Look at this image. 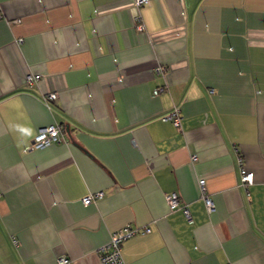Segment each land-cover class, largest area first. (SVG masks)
Segmentation results:
<instances>
[{
    "label": "crops",
    "instance_id": "1",
    "mask_svg": "<svg viewBox=\"0 0 264 264\" xmlns=\"http://www.w3.org/2000/svg\"><path fill=\"white\" fill-rule=\"evenodd\" d=\"M126 225L122 264H264V0H0L4 259L103 264Z\"/></svg>",
    "mask_w": 264,
    "mask_h": 264
},
{
    "label": "built area",
    "instance_id": "2",
    "mask_svg": "<svg viewBox=\"0 0 264 264\" xmlns=\"http://www.w3.org/2000/svg\"><path fill=\"white\" fill-rule=\"evenodd\" d=\"M136 4L138 6L146 4L149 2V0H135ZM138 20L140 17H137ZM137 28L142 29L143 25L140 23H137ZM160 69V68H159ZM41 78L40 73H30L27 76V82L32 83ZM163 88L155 90V93L162 90ZM57 97L56 93H49L48 95L44 96L45 101L53 100ZM182 119V113L181 109L178 105H175L173 109H171L168 113L163 115V120H169L174 125L180 126ZM62 141V129L57 124H50L47 126H44L40 129H38L37 133L34 135L32 142L28 145L29 148H39L47 146L53 142H60ZM253 173L250 171H247V169L242 168V180L244 183H251L253 182ZM199 185L201 190V197L204 199L207 209L212 212L215 209V203L213 199L208 194V189L206 185V179L201 178L199 179ZM104 192L98 191L93 194H88L85 197H83L84 203H89L90 201L97 200L101 197H103ZM167 202L170 207V209H174L177 207L180 203L179 196L177 193H169L167 194ZM183 213L186 217V219L189 222L193 221V216L191 214V211L188 207V205L184 204L182 205ZM146 232L150 231V227H145L144 229ZM136 230L128 225L120 227L119 229L115 230L110 237V240L101 247L100 252L102 253L101 260L103 264H122V245L123 242L132 236ZM59 264H72V260L67 256H60L58 258Z\"/></svg>",
    "mask_w": 264,
    "mask_h": 264
},
{
    "label": "rangeland",
    "instance_id": "3",
    "mask_svg": "<svg viewBox=\"0 0 264 264\" xmlns=\"http://www.w3.org/2000/svg\"><path fill=\"white\" fill-rule=\"evenodd\" d=\"M7 261H8V259L7 258H6V260L4 259L2 249L0 248V264H8Z\"/></svg>",
    "mask_w": 264,
    "mask_h": 264
}]
</instances>
